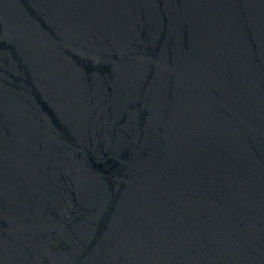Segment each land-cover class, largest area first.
Here are the masks:
<instances>
[{
  "label": "water",
  "instance_id": "95a60500",
  "mask_svg": "<svg viewBox=\"0 0 264 264\" xmlns=\"http://www.w3.org/2000/svg\"><path fill=\"white\" fill-rule=\"evenodd\" d=\"M0 264H264V0H0Z\"/></svg>",
  "mask_w": 264,
  "mask_h": 264
}]
</instances>
